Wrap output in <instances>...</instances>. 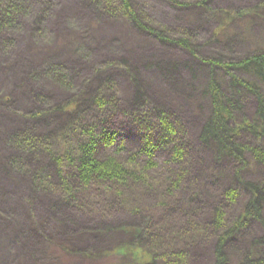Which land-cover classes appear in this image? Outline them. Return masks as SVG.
I'll use <instances>...</instances> for the list:
<instances>
[{"label": "rangeland", "instance_id": "1", "mask_svg": "<svg viewBox=\"0 0 264 264\" xmlns=\"http://www.w3.org/2000/svg\"><path fill=\"white\" fill-rule=\"evenodd\" d=\"M131 2L136 15L146 26L166 32L168 37L174 39L181 38L185 32L197 35L193 46L202 59H233V56H228L224 44L212 43L217 27L215 20L204 19L198 25L195 13L197 8L179 9L168 0ZM213 2L212 8L235 14L240 10L245 13L252 10L258 12L264 0ZM83 3L84 0H29L30 13L18 18L20 23L17 31L0 34V264L129 263L124 261L123 250H115V247L130 240L132 226L144 224L145 219L149 221L147 214L150 211L140 208L154 206L157 197L135 192L129 198V204L122 206L105 197L97 199L101 208L64 206L59 203L60 198L62 201L64 199L61 186L55 187L52 184L55 189L41 190L36 177L30 175L31 172L19 173L21 150L13 143V137L27 128L47 132L44 130V119L45 122L47 119L32 117H40L41 113L45 115L46 111L70 101L73 95L82 90L85 80L96 67H107L123 60L128 63L125 68L127 70H123L119 64L107 70L118 84L120 105L124 110L129 108L137 85H141L153 107H164L168 111L174 124L184 133L188 146L189 163L184 164L183 168L191 170L192 180H188L185 185L186 197L197 190L204 191L202 194H194L190 212L168 216L165 218L170 220L168 223L177 228H188L190 221L205 224L213 217L214 206L218 205L224 206L230 220H233L239 207L237 204L232 205L224 195L225 187L232 182L233 171L227 166L226 159L219 163L214 145H203L200 140L205 122L211 114L209 97L206 96L209 79L205 69L208 68L191 66L190 70H180L173 80L167 78L154 64L162 62L160 67L165 70L172 63L183 65L190 62L194 56L187 48L179 47L174 42H164L161 37L133 27L127 17L100 18ZM261 12L263 17L264 10ZM247 16L250 23L246 29L248 34L239 33L236 44V56L240 58L264 46V38L262 43L254 39H259V34L264 36V21H258L259 27L255 29L252 25L256 22L252 21V17L260 18V14ZM241 28L238 27L239 32ZM194 60L197 61L196 58ZM49 64L67 67L73 78L72 89L61 87L41 75L45 65ZM129 69L132 71L128 76ZM236 77L248 82L254 80L243 72H238ZM98 83L102 88L97 92L104 91L108 86L104 78ZM90 84V91L96 90V85ZM241 96L243 102L237 110V120L241 122L245 118L250 123L255 118L257 120V96L245 89ZM103 117L109 120L111 113ZM119 120L121 123L126 121L124 117ZM125 125L130 143L135 142L143 126ZM240 139L243 143L256 145L253 135L248 132H243ZM164 157L163 153L161 158ZM41 160L38 162L41 164L39 167L48 158L45 157L42 163ZM210 164L213 165L212 169L216 167L214 172L205 169L206 173H203L206 166L210 168ZM223 170L224 173H221ZM196 172H199V177L193 179ZM243 175L249 181H260L264 178V168L251 161ZM205 179L212 182L207 185V190L204 189ZM50 182L57 183L55 178ZM249 196L248 192H244L240 204H244ZM153 213L160 214L158 209ZM157 223L163 229L169 226L163 222ZM263 235L262 225L257 220H251L246 232L235 236L229 243L227 252L230 254V262H236L238 249ZM210 239L195 240L194 237L191 241L184 238L176 242L179 248L186 251V264H214L217 240ZM93 249L101 250L104 256L89 259L82 252L92 253ZM128 256L132 261L136 260L135 256Z\"/></svg>", "mask_w": 264, "mask_h": 264}, {"label": "trees", "instance_id": "2", "mask_svg": "<svg viewBox=\"0 0 264 264\" xmlns=\"http://www.w3.org/2000/svg\"><path fill=\"white\" fill-rule=\"evenodd\" d=\"M168 1L179 9L197 8L195 13L199 25L204 19L215 20L217 27L212 37L214 44L231 40L236 47L238 36L245 35L244 28H249L242 25L247 22L241 23L244 17L242 14L245 13L243 10L234 14L212 8L214 0ZM83 4L94 10L100 18H129L133 27L161 37L164 42H174L179 47L187 48L204 67L212 69L206 86L211 114L205 122L200 140L203 145H214L219 163L226 159L227 166L234 173L232 182L225 187L224 195L232 205H239L237 216L235 214L233 220H230L225 207L218 205L214 206L213 217L205 224L199 225L190 221L188 228H177L168 223L169 219H165L174 214L184 215L185 212H190L194 194H202L204 191L197 190L186 197L185 185L188 180H192L191 170L183 168L184 164L189 163L188 146L184 133L174 124L168 111L164 107H153L150 97L141 85H137L129 108L124 110L120 105L118 84L107 70L117 64L127 70L125 68L128 63L125 60L107 67H96L85 80L82 90L73 95L70 101L46 111L45 115L41 113L40 117H32L46 118L44 130L47 132L27 128L13 137V143L21 150L19 173L31 172L30 175L36 177L41 190L55 189L52 184L55 187L61 186L64 199L62 201L60 198L59 203L79 209L88 206L101 208L97 202L100 197L122 206L135 192H140L143 196H156L157 202L153 203L154 206L140 208L150 211L147 214L149 221L145 219L144 224L132 226L130 240L115 247V250H123L124 261L129 262L126 264H186V251L179 248L176 242L184 238L191 241L194 237L195 240L216 238L214 264H232L227 252L231 240L246 232L251 220H257L264 228V178L260 181H249L243 175L251 161L264 168V46L263 49L248 53L237 61L232 57L227 61L220 58L204 60L193 46L194 37H198L197 35L185 32L181 38L174 39L168 37L166 32L146 26L136 15L131 0H84ZM261 10H264V3L258 7V12H247L254 16L260 14L262 17ZM29 13V0H0V34L17 31L20 23L18 18ZM239 26L242 27L240 32ZM252 26L258 25L254 23ZM161 64L162 62H158L154 66L169 78L170 72L163 70ZM44 68L42 76L61 87L72 89L73 78L65 65L49 64ZM234 70L250 75L254 80L248 82L238 78L232 73ZM131 71H127L128 76ZM224 76L229 78L228 84L225 83ZM103 78L108 86L104 91L97 92L102 88L98 82ZM90 83L96 85V90L90 91ZM243 89L255 93L259 100L257 120H252V124L245 118L241 122L236 118L237 110L243 102ZM220 99L228 101L229 104L223 105ZM109 113L111 117L106 120L103 116ZM120 117H124L126 121L121 123ZM111 118L115 120L111 121ZM125 123L129 126H143L135 142L130 143ZM243 132L253 135L256 145L243 143L240 139ZM139 143L141 145L137 146ZM163 153L166 158L162 159ZM45 157L48 160L39 167L41 164L38 162L42 159V163ZM212 168V164L210 168L206 166L203 173H206L205 169L214 172L216 167ZM196 177H199V172H196L193 179ZM53 178L57 183L50 182ZM211 184V181L205 179L204 189L207 190V185ZM244 192H248L250 196L244 204H240ZM157 209L160 214L155 215L153 212ZM157 221L169 226L163 229ZM145 224L149 225L141 227ZM91 251L92 253L82 252L89 259L104 256L101 250ZM237 252L239 255L234 264H264V235L252 239ZM128 255L135 256L136 260L132 261Z\"/></svg>", "mask_w": 264, "mask_h": 264}, {"label": "bare ground", "instance_id": "3", "mask_svg": "<svg viewBox=\"0 0 264 264\" xmlns=\"http://www.w3.org/2000/svg\"><path fill=\"white\" fill-rule=\"evenodd\" d=\"M261 4H263V3H261ZM253 11V10H252ZM244 17L242 18V20H241V23L242 22H247V23H242V25L244 26V27H247V26H250V23L248 22V16L247 15H251V13L250 12H247V13H244V14H242ZM247 16V17H246ZM252 21H254V22H258V21H264V16H263V18H252ZM199 25V24H198ZM257 27H254L255 29L256 28H258L259 27V22L257 23ZM253 27V26H252ZM246 34H248L247 33V30H246V28H244V30H243ZM254 38V37H253ZM259 39H256V38H254L255 40H257L258 41V43H262V38H264V36L262 35V34H259V37H258ZM222 44H224V48H225V50L229 53V55L228 56H233V60L234 61H237L238 59H240V57H237L236 56V47L234 46V45H232V43H231V40L230 41H224V42H222ZM263 45V44H262ZM261 45V46H262ZM260 49V48H259ZM259 49H257V50H259ZM263 49V48H262ZM202 57V56H201ZM194 59H195V57H194ZM194 59H192V61H190V62H186V63H184L183 65H181V64H174V63H172V65L170 66V65H168L167 66V68H165L167 71H169L170 72V75H169V78L171 79V80H173L176 76H177V74L180 72V70H183L184 68L185 69H188V70H190L189 69V67H191V66H199L200 68H203V69H205L204 68V66H203V64L201 63V62H199L200 60H198V58H196L197 59V61L196 60H194ZM203 59L205 60V59H207L206 57H203ZM205 70H207L208 71V78H209V76H210V73H211V68H208V69H205ZM238 72H240V71H232V73L236 76L237 74H238ZM224 79H225V83L226 84H228V82L230 81L229 80V78H227L226 76H224L223 77ZM234 95H232V97H233ZM221 100V102L223 103V105H226V104H229V102L228 101H226V100H224V99H220Z\"/></svg>", "mask_w": 264, "mask_h": 264}]
</instances>
